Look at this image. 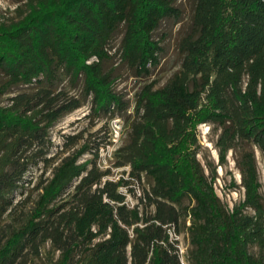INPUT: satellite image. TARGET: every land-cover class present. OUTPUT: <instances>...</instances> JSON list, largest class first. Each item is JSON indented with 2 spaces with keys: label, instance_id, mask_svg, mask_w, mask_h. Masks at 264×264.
Returning a JSON list of instances; mask_svg holds the SVG:
<instances>
[{
  "label": "trees",
  "instance_id": "16d2710c",
  "mask_svg": "<svg viewBox=\"0 0 264 264\" xmlns=\"http://www.w3.org/2000/svg\"><path fill=\"white\" fill-rule=\"evenodd\" d=\"M176 2L25 0L14 19L0 21V95H9L0 104V264H22L46 244L58 252L52 264H183L169 230L179 232L184 198L192 203L183 213L190 264H263L251 248L264 247L254 153L264 157V0H194L180 65L155 87L164 37L154 32L164 19L180 20ZM116 57L146 81L127 115L117 163L137 181L151 179L142 208L126 204L118 189L126 181L105 178L98 144L59 156L71 148L65 139L51 152L50 128L86 100L94 115L128 110L114 88ZM202 123L221 129L220 164L229 149L238 154L244 198L231 208L196 157ZM86 152L92 158L79 161ZM37 166L33 182L27 176ZM16 193L24 197L15 202Z\"/></svg>",
  "mask_w": 264,
  "mask_h": 264
},
{
  "label": "rangeland",
  "instance_id": "374dc122",
  "mask_svg": "<svg viewBox=\"0 0 264 264\" xmlns=\"http://www.w3.org/2000/svg\"><path fill=\"white\" fill-rule=\"evenodd\" d=\"M25 0H0V21L14 19L16 16L15 7L23 6ZM176 5L181 8L182 16L178 22L173 19H164L154 32V37H164L161 42L162 54L159 67L154 69L152 79L157 82L155 87L164 85L171 77L174 71L179 67L182 53L179 50L180 39L188 33L190 29L192 9L194 0H177ZM123 34V28L120 26L115 33L113 40L109 44L110 52H114ZM108 68L110 63L105 64ZM113 66L117 69L114 74L117 76L115 81V90L121 93L125 99L129 100L130 106L125 113L121 115H94L90 111V102L86 100L85 104L66 114L60 118L49 130L50 139L53 143L51 152L57 153L60 146L66 139L69 150L58 153L59 156H65L79 148L83 143H89L91 147L99 146V157L96 161L100 169H109L110 172L105 178L126 181V185H121L118 189L125 194V202L128 206L141 204L143 192L147 190L151 184V179L147 176H141L140 181L135 180L129 174L130 167L128 165L117 166L120 161V153L118 148L124 145L128 137L127 115L131 113V108L136 92L140 86L145 83L144 78H139L135 73L124 64H119L116 57ZM80 88V83L76 87V91ZM76 93V92H75ZM8 94L0 95V104H6ZM220 128L213 123H202L196 127L197 131V154L196 157L200 161L205 174L209 179L213 176L212 185L221 203L228 208L233 207L244 198V189L241 186V176L235 163L237 153L229 149L225 154V160L220 164L219 147L216 145ZM74 136L75 138H70ZM75 142L71 145L72 142ZM258 178L261 183V193L264 195V157L254 148ZM92 158V152L84 153L79 161ZM59 159H57L58 161ZM40 166L34 167L28 173V178L32 177L33 182L40 174ZM50 175V169L45 176ZM31 187V186H30ZM38 191H34L32 199L37 197ZM23 198L19 193L15 194V202L19 198ZM192 204L188 198H184L180 205H177L182 217L179 222V232L175 234L170 228V236L177 241L180 261L183 264H190L187 258V251L190 248L189 235L187 227L189 225L188 217L183 219L184 207ZM23 207V204L15 210V213ZM29 205L27 204L26 207ZM149 207L147 211H151ZM7 219L6 221H10ZM259 258L263 259L264 264V247L259 249L256 246L251 248ZM50 251V247L46 244L41 248L39 255L28 251L25 255V261L22 264H52L57 257Z\"/></svg>",
  "mask_w": 264,
  "mask_h": 264
}]
</instances>
